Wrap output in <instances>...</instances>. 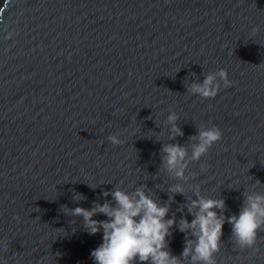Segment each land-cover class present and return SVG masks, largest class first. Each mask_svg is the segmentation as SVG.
<instances>
[{"label":"water","instance_id":"obj_1","mask_svg":"<svg viewBox=\"0 0 264 264\" xmlns=\"http://www.w3.org/2000/svg\"><path fill=\"white\" fill-rule=\"evenodd\" d=\"M209 73L217 96L192 93ZM170 113L183 131L175 139ZM213 125L222 138L191 160L198 128ZM170 143L188 149L184 179L161 162ZM176 183L183 195L169 191ZM141 185L161 205L174 196L169 218L189 222L197 192L223 199L224 217L264 194V0H4L0 264H94L102 231L90 235L62 206L90 208L105 190ZM170 233L179 257L186 234L176 225ZM257 248L239 249L225 220L213 259L264 264V227Z\"/></svg>","mask_w":264,"mask_h":264},{"label":"clouds","instance_id":"obj_2","mask_svg":"<svg viewBox=\"0 0 264 264\" xmlns=\"http://www.w3.org/2000/svg\"><path fill=\"white\" fill-rule=\"evenodd\" d=\"M218 76L227 86L231 85L226 70L221 69ZM216 79L217 74L209 73L202 82H192L190 91L203 98H214L220 90L219 85L214 83ZM178 119L175 113L167 117L173 139L183 135L176 124ZM221 138L222 130L216 125L198 128L197 135L193 137L197 142L192 145L191 160L198 161ZM108 140L113 145L122 142L117 135L109 136ZM161 150L164 167L176 178L184 179L188 149L179 143H170L164 144ZM89 186L93 189L97 187L95 184ZM146 187L141 185L132 192L119 186L112 191L105 190L101 193L103 202L94 200L90 208L62 206L64 214L82 218L83 229L90 235L102 231V243L91 251L94 264H181V257L189 256L193 264H215L213 255L219 250L225 220L231 225L233 242L239 249L258 250L259 231L264 227V194L247 196L238 215L224 217L221 214L225 207L223 199L205 198L197 192V198L187 205L189 213L193 214L189 222L184 215L177 221L175 213L169 218L174 196H169V203L161 205L145 191ZM169 191L183 195L185 189L182 184L176 183L169 187ZM83 198L79 193L73 197L76 201ZM216 210L221 211L218 213ZM177 211L183 212V206ZM98 215L106 219L93 218ZM174 225L186 234L185 246L179 257L168 248L167 237Z\"/></svg>","mask_w":264,"mask_h":264},{"label":"rangeland","instance_id":"obj_3","mask_svg":"<svg viewBox=\"0 0 264 264\" xmlns=\"http://www.w3.org/2000/svg\"><path fill=\"white\" fill-rule=\"evenodd\" d=\"M3 1H4V0H0V7L2 6Z\"/></svg>","mask_w":264,"mask_h":264}]
</instances>
